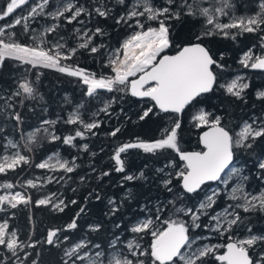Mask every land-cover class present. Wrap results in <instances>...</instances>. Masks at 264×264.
<instances>
[{"label":"snow or ice","instance_id":"snow-or-ice-1","mask_svg":"<svg viewBox=\"0 0 264 264\" xmlns=\"http://www.w3.org/2000/svg\"><path fill=\"white\" fill-rule=\"evenodd\" d=\"M38 17L52 21L42 32L32 28V22ZM97 17L112 19L115 25L131 30L119 47L113 49L97 43L98 38L107 35L100 26H88L87 21ZM9 19L10 23L0 25V71L10 61L26 67L25 74L14 77L15 87L0 93V116L15 122L13 127L21 132V140L25 142L21 144L9 139L0 126V138L5 141L0 144V175L7 176L10 172L19 175L17 170L22 171L23 166H33L53 175L0 183L3 190L0 213L5 214L0 217V264H28L33 252L36 259H31V264H40L41 253L35 250L42 245L62 249L59 264H264V229H254L251 219L252 215L264 219V189L249 190L246 187L248 177L232 166L237 150L252 149L258 139L264 138V115L244 120L242 126L229 127L226 108L221 114L199 108L192 121L197 128H207L199 137L202 145L199 151L181 148L182 124L178 118L186 109L197 108L203 102L201 97L217 89L222 91L227 103H246L250 83L239 75L221 83L226 67L221 62L223 53L217 60L206 46L205 39L219 36L236 41L244 34L256 35L259 43L243 51L238 63L243 69L264 74V0H91L90 3L88 0L85 3L59 0L55 5L51 0H5L0 5V21ZM74 22L80 27L74 29L76 43L70 44L60 30L63 25ZM173 22L180 25L191 22L193 26L200 23L201 27L198 31L190 30L186 42L176 44ZM18 26L31 43L19 39L15 31ZM106 48V62L102 61V67L110 70L108 74L93 72L73 63L85 53L103 56ZM173 48L175 54H168ZM38 68L77 78L83 86L84 96L89 98H98L102 92L146 98L153 105L142 110L141 121L157 115L156 110L171 118V124L161 127L157 136L148 140L137 136L113 149L110 159L116 173H126L130 150H139L155 158L159 166L153 170V182L160 191L171 196L158 200L154 210L149 207V198L141 208L142 215L130 220L125 229L130 238L122 240L116 235L105 246L95 243L89 238L90 234H98L104 228V222L97 221L89 224L88 235L69 243L71 238L64 233L78 229V220L87 211L86 207H81L63 227L48 228L43 240L33 239L30 234L28 239L31 242L26 243L18 230L11 226L10 221L19 208L43 206L62 213L68 203L77 204L75 199L66 202L56 192L34 201L28 191L53 182L59 184L64 180V174H71L80 166L77 158L65 159L57 152L33 164L25 150L31 153L33 145L42 138L77 147V139L87 140L101 127L99 120L84 118L81 104L66 119L59 116L55 120L41 119L38 127L24 133L21 128L24 117L16 109L25 101L43 99L39 92V75L32 80L26 74ZM256 98L264 102V90H258ZM117 99L122 96L112 97L99 111L110 115L109 109ZM60 120L73 126L68 135L56 134L55 125ZM119 133L121 128L115 127L108 135L117 137ZM79 147L85 153L89 151L88 143ZM258 167L264 173V161ZM102 175L108 176L110 172ZM148 179L143 170L138 175L123 176L124 181ZM234 179L235 186L229 189V181ZM259 180L264 182V174ZM209 182L225 185L229 203L217 210L221 193L212 190L197 204L188 206L193 195L198 197ZM18 187L21 190H17ZM91 196L89 193L85 200ZM128 196L131 198L132 193L129 192ZM95 199H101L99 194ZM123 203L110 199L105 215L117 217ZM122 226V223L115 225L117 229ZM197 230L214 233L225 238V242H205L210 237Z\"/></svg>","mask_w":264,"mask_h":264},{"label":"trees","instance_id":"trees-1","mask_svg":"<svg viewBox=\"0 0 264 264\" xmlns=\"http://www.w3.org/2000/svg\"><path fill=\"white\" fill-rule=\"evenodd\" d=\"M52 4L59 3V0H51ZM90 3L91 0H88ZM5 0H0V5H3ZM80 3H85V0H80ZM54 10V9H49ZM115 11V10H114ZM82 19H86L82 17ZM8 21H0V25L10 23ZM49 18H37L32 22V28L38 32H42L45 27L51 24ZM89 27L100 26L105 29L107 35L97 39V43H104L110 48L119 47L120 43L130 34V29L126 26L115 25L114 20H103L99 17L94 20L87 21ZM174 24V33L176 37L175 43L179 44L181 41L186 42V37L191 31L200 30V23L192 25L191 22L180 25L176 22ZM80 25H63L60 34L65 36L70 44H75L74 29ZM15 31L20 40L31 43L28 36L18 26ZM53 37H49L52 39ZM259 40L254 34H244L236 41L224 39L222 37H208L205 39V44L209 47L217 60H220V54L223 53L222 63L225 64L223 70L224 80L235 78L236 76H244L247 82L250 83V88L247 90L246 103L236 101L234 103H227L224 101L223 93L217 89L214 93L206 94L200 99L203 101L197 108L186 109L185 112L179 115L182 124L180 130V146L186 151H199L198 136L203 128L195 127L192 116L199 108H204L207 111L221 114L223 110L227 109L226 122L229 127L241 125L244 120H250L255 116L264 115V102L256 98L258 90H264V74L256 71H250L241 68L238 63L240 55L246 51L253 44H258ZM104 55H88L87 53L78 56L73 63H78L81 67L89 69L93 72L108 74L109 69L102 67V61L106 62L107 48L103 50ZM169 53H175V49H169ZM25 67L15 64V62H8L7 66L0 71V93L15 87L14 77H19L25 74ZM17 69H19L17 71ZM219 71V70H217ZM30 79L35 80L36 75L40 77L39 92L43 95V99L28 100L25 104L17 106V111L21 112L24 117V122L21 125L24 133L31 132L35 127L40 125L41 119L55 120L57 117L67 118L70 112L74 111L78 106L83 104L80 108L81 113L85 119H97L101 122V127L96 131L95 136H90L87 140L77 139V147H70L64 145L61 141L49 142L47 139H40L39 142L33 145V151L26 154L31 156L33 164L39 163L53 153H59L61 157L71 160L76 157V162L80 166L71 174H64L65 178L59 184L53 182L45 184L43 188L29 189V194L32 195L33 200L40 198L43 195L56 192L61 195L66 202L75 199L77 204L68 203L64 212H53L50 208L35 207L30 205L28 208H19L16 211V216L10 221L12 227L18 230L21 239L29 243L28 237L31 234L33 239L43 240L46 236L48 228L63 227L70 222L79 211L81 207H86L87 211L82 214L78 220V229L66 232L64 235L70 236L71 242L77 241L79 238L88 235L89 224H94L97 221L104 222V228L100 233H91L90 237L95 243L102 246L109 244L116 235H119L122 240L130 238V234L125 231L130 220L141 216V208L145 205L149 198L151 203L149 207L153 210L158 200L163 201L165 197L171 198L166 192L160 191L153 182L154 168L159 166L158 161L149 154H144L139 150H130L127 157L129 161L126 173H116L112 168L111 155L113 149L120 143L130 141L139 136L142 139L148 140L159 134L161 127H167L171 124V118L164 113L157 115H150L144 121L139 119L142 110L151 107L153 104L149 100H138L131 96L120 93H106L102 92L98 98H89L84 96L83 86L78 82L77 78L69 77L65 74L59 73L52 69H31L26 73ZM122 96V99H117L109 109L110 115H105L99 110L104 107V103L112 97ZM66 100L68 102H66ZM2 103V102H0ZM99 113V115H94ZM163 117V119H161ZM14 121L0 116V126L4 129V134L9 139H13L23 144L25 141L21 140V132L13 127ZM73 126L65 125L63 120H60L55 125L57 135L65 136L69 134V130ZM115 127L121 128V133L117 137H111L108 133ZM239 131V128L235 129ZM5 141L0 138V144ZM88 143L89 151L87 153L81 151L80 145ZM95 153V155H92ZM175 155V153H171ZM239 160L242 165V175L247 176L248 180L246 187L249 190L256 191L257 189H264V182L259 180V177L264 174L259 169L258 165L264 160V138L258 139L252 149L237 150L235 160ZM147 165V167H145ZM93 168L95 171H93ZM143 170L148 176V180H133L124 181L125 174L138 175L139 171ZM19 175L10 172L7 176L0 175V183L5 181L23 182L27 179H34L37 177L43 178L45 175H53V173H45L44 170L37 169L33 166H23V170H17ZM103 172H110V175L103 176ZM55 175L59 176L60 173ZM81 177H84L81 180ZM19 189V187L17 188ZM129 192L132 197L129 198ZM92 196L88 201L85 200ZM0 194L3 190L0 189ZM96 194H99L101 199H95ZM200 197V195L198 196ZM197 196L193 195L188 202ZM116 199L118 202L123 201L121 212L117 217H108L105 213L110 207L108 201ZM224 204H217L216 208L219 210ZM5 214L0 213V217ZM31 216V221L29 217ZM254 229H264V219H257L256 215H252ZM116 223H122V227L117 229ZM223 242L225 240L223 239ZM28 251H33L28 249ZM36 252H40V264H59L62 256V249L50 248L47 245L37 247ZM222 251V250H221ZM23 255V253H21ZM31 259H36L35 252L29 259L28 264H31Z\"/></svg>","mask_w":264,"mask_h":264},{"label":"rangeland","instance_id":"rangeland-1","mask_svg":"<svg viewBox=\"0 0 264 264\" xmlns=\"http://www.w3.org/2000/svg\"><path fill=\"white\" fill-rule=\"evenodd\" d=\"M0 154H2V150H0ZM232 166H235L238 169H240V172L242 171V165H241V163H240V161L238 159L233 162ZM241 174H242V172H241ZM235 183H236L235 179L234 180H230L229 181V189H230V187H234ZM212 190H218L221 193L220 197L218 198V203L217 204H224V206H225L227 203H229L228 192H227V190L225 188V185H223L222 183L218 182L215 185H212L211 187H204V191H202L200 193V197L193 199L191 201V205L197 204L201 199L204 198L205 194H210ZM202 219H204L205 222H207L206 218H202ZM197 232H202L203 235H206V236L210 237V239L205 241V242H210V243H213V244L224 243L223 239L225 240V238L218 237L214 233L203 232V230H197Z\"/></svg>","mask_w":264,"mask_h":264},{"label":"water","instance_id":"water-1","mask_svg":"<svg viewBox=\"0 0 264 264\" xmlns=\"http://www.w3.org/2000/svg\"><path fill=\"white\" fill-rule=\"evenodd\" d=\"M169 54V53H168ZM175 54V53H174ZM170 55H172V54H170ZM250 71H252V70H250ZM134 98V97H133ZM135 99H138V100H147L146 98L145 99H140V98H135ZM151 102V101H150ZM152 104H153V102H151ZM181 115V114H180ZM203 131H207V128H204L201 132H200V134H199V137H200V135H202V133H203ZM199 145H200V143H199ZM200 147H201V149H202V145H200ZM177 159H178V157H177ZM234 162V161H233ZM227 171V170H226ZM216 183H218V182H209V184L208 185H215Z\"/></svg>","mask_w":264,"mask_h":264},{"label":"flooded vegetation","instance_id":"flooded-vegetation-1","mask_svg":"<svg viewBox=\"0 0 264 264\" xmlns=\"http://www.w3.org/2000/svg\"><path fill=\"white\" fill-rule=\"evenodd\" d=\"M168 53H169V52H168ZM169 54H174V53H169ZM203 129H204V128H203ZM203 129H202V130H203ZM202 130H201V131H202ZM201 131H200V132H201ZM199 134H200V133H199ZM198 140H199V136H198ZM199 146H200V145H199ZM200 150H202L201 147H200ZM211 186H212V185H205L204 187H211ZM222 251H223V250H222Z\"/></svg>","mask_w":264,"mask_h":264}]
</instances>
